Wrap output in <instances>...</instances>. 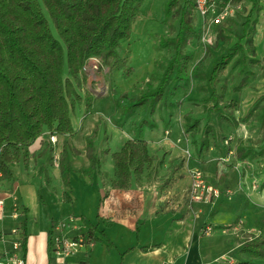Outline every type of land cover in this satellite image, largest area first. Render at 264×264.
<instances>
[{"label":"crops","instance_id":"crops-1","mask_svg":"<svg viewBox=\"0 0 264 264\" xmlns=\"http://www.w3.org/2000/svg\"><path fill=\"white\" fill-rule=\"evenodd\" d=\"M92 107L91 102L90 111L79 124L70 111L73 133L57 135L58 154L64 145L68 152L71 169L68 185L62 181L59 167L57 172L49 167L48 158L52 156V148H56L50 143L47 131L29 146L26 164L20 161L10 166L8 176L0 174V199L4 200L0 234L21 228L24 221L25 264H49V229L53 222L65 220L68 216L83 218L91 226L97 224L93 235L87 230L94 241L93 247L82 250L78 256L84 264L104 261L109 256L110 247H115L117 253L122 251L120 264H264V259L246 258L240 252L244 242L237 241L234 236L202 234L206 224L227 226L238 218L253 227L257 224L260 232V222H264V160L258 167L246 157L238 159L235 156L238 128L234 126L236 129L233 130L230 123L222 121L219 130H224L225 133L222 132L230 139L228 145L209 143L200 155L193 147L195 155L190 162L184 155L186 144L177 139L173 127L145 129L142 137L137 138L147 142L152 164L148 171L144 169L141 179H131L128 188L120 190L112 188L111 182L104 183L105 186L102 182L103 177L114 179L111 154L118 151L125 140L115 129H110L114 128L112 124L100 126L101 114ZM99 126L112 133V140L100 147H96L94 141L98 165L90 174H85L83 171L90 165L86 138ZM164 133L167 136L162 137ZM81 137L84 138L83 144ZM119 138L121 141L117 145ZM159 138L162 139L154 143ZM248 161L252 163L245 164ZM196 162L208 180L217 182L215 188L219 195L213 197L212 202H188L190 171ZM165 177L171 180L161 189L158 185ZM76 178H83L91 201L86 216L75 205L76 193L72 185ZM65 195L69 201L65 200ZM14 203L20 213L23 212L17 218L9 216ZM163 223L168 230H163ZM171 228L175 229L173 234ZM121 231L123 234L133 231L136 242L119 251L113 237ZM103 240L107 241L109 249L102 245ZM98 244L101 247L96 250Z\"/></svg>","mask_w":264,"mask_h":264},{"label":"trees","instance_id":"trees-1","mask_svg":"<svg viewBox=\"0 0 264 264\" xmlns=\"http://www.w3.org/2000/svg\"><path fill=\"white\" fill-rule=\"evenodd\" d=\"M143 0H0V174L8 176L10 166L18 162L27 163L29 146L47 131V135H70L73 127L70 119L71 107L81 103L89 107L93 96L85 92L83 99L77 88L83 82L82 68L92 57H99L112 71L121 58L120 43L127 40ZM179 0H166L164 18L178 6ZM179 28L176 35L163 38L160 44L171 47L172 59L168 71L184 67L181 50L191 32L184 16V7L194 8L193 0H182ZM241 1V0H235ZM244 1V0H242ZM251 8L244 17L242 32L237 41L220 56L209 74L208 84L212 87L207 98L211 102L209 112L219 111L215 83L233 57L240 53L243 64L247 56L241 42L254 32L250 15L257 0H248ZM50 23L55 34L52 32ZM221 26V25H220ZM219 26V27H220ZM248 41V46H251ZM250 52L252 48L250 47ZM251 55V54H250ZM253 62V60H252ZM244 68V67H243ZM241 69L240 71H242ZM239 72V74L241 73ZM160 83L156 90H161ZM158 92V91H157ZM157 92L145 93V97ZM221 121L236 126V120L224 113ZM254 117L264 134V95L254 101L244 118ZM197 120L187 122L193 128ZM211 131V130H208ZM207 131V132H208ZM94 131L93 133H95ZM206 132V133H207ZM193 143L196 141L193 139ZM94 140L86 138V155L90 161L85 174H90L98 165L94 152ZM209 146L207 136L197 144L196 153ZM74 151L73 153H75ZM238 159H264V142L255 146L238 141L235 146ZM113 176L111 187L124 190L131 179L139 180L143 171L152 164L147 142L142 138L126 139L118 151L111 154ZM59 170L62 181L68 185L71 171L67 148L59 154ZM65 200L69 197L65 195ZM23 213V212H21ZM21 224L22 250L25 251V226ZM260 232L243 243L240 252L248 259H264V222ZM97 231V224L90 226ZM99 232L104 235L102 230ZM110 241H108V245ZM246 264V263H240Z\"/></svg>","mask_w":264,"mask_h":264},{"label":"rangeland","instance_id":"rangeland-1","mask_svg":"<svg viewBox=\"0 0 264 264\" xmlns=\"http://www.w3.org/2000/svg\"><path fill=\"white\" fill-rule=\"evenodd\" d=\"M165 1H142L131 25L128 39L122 41L117 49L121 60L112 71H109L99 57L90 58L82 68L80 76L83 82L77 91L82 99L85 92H89L93 96L92 108L101 114L99 125L104 124L109 127L112 124L114 128L110 129H115L124 140L142 137L145 129H152L154 126H163L165 129L173 127L176 130L177 139L186 144L184 155L188 162L195 155L193 147L196 148L205 136L211 144L228 145L230 139H227L224 130H222L224 133L219 130L222 122L220 115L223 113L235 118L239 142L242 141L245 145L253 143L255 146L264 142V134L257 120L254 117L244 118L252 107L253 99L264 95V0H257V4L252 8L253 12L249 19L254 32L247 36L246 42L245 40L241 42L247 56L245 64L237 60L240 55L237 53L215 83L219 111L214 112H209L211 102L207 99L212 91V87L207 82L210 71L217 59L237 41L236 35L242 32V23L251 8V3L244 0L240 10L220 27L214 29L213 41L208 47H203L200 41V22L194 8L185 6L184 16L192 29L181 50L183 56L181 62H184V67L179 73L177 68L168 71V63L174 53L171 47H163L160 40L171 39L176 35L183 1H178V6L167 19L164 18L163 10ZM50 26L55 34L51 23ZM247 40L251 46H248ZM250 47L252 48L251 52ZM241 69L243 72L240 71ZM239 72L241 73L239 74ZM163 81L165 83L160 87L161 90H156ZM148 92H157V94L145 97V93ZM88 111L90 109L86 108L83 100L71 107L73 119L74 121L78 120V124L82 122ZM195 120L198 123H195L193 128H188L187 122ZM100 126L96 128L95 133L92 131L89 133L90 137L94 139L96 147L108 145L112 140V133L106 129L103 131ZM229 126L233 130L236 129L231 124ZM165 136L167 134L164 133L162 137ZM161 139L155 140L154 143ZM193 139L196 144L193 143ZM80 141L83 144L84 138L81 137ZM120 141L119 138L117 145ZM54 147L56 149L52 148V156L48 160L49 167L57 172L58 166L56 167L53 163L54 155L59 152L57 142ZM262 160L264 159L256 158L252 160L253 163L248 161L245 164L252 163L261 167ZM192 168L203 173L198 162L193 164ZM145 170L148 171V168ZM103 178V186L111 182V180ZM202 178L206 185L214 188L217 185L216 181L208 180L204 175ZM160 180L158 187L163 189L168 186L171 179L165 177ZM83 181V178L74 179L72 188L76 193L75 205L80 208L79 212L86 216L91 201ZM212 198L209 202H212ZM81 220L84 222L83 218ZM83 224L87 227L85 231H90L91 225L86 222ZM205 226L212 228L211 234H229L240 242L250 240L259 233L257 224L255 227L250 226L241 218L227 226L216 227L210 224ZM234 226H236V230L233 229ZM163 230H168L164 223ZM172 230L171 234L175 229ZM144 231L145 228L142 229V232ZM113 240L119 251L136 242L133 231L125 232V234L121 231L113 237ZM106 243V240L102 241V245L109 249L110 246H106ZM99 247H101L100 244L95 249L97 250ZM110 250L108 258L104 261L97 260L98 264H120L119 258L122 251L115 252V247L113 249L110 247Z\"/></svg>","mask_w":264,"mask_h":264},{"label":"built area","instance_id":"built-area-1","mask_svg":"<svg viewBox=\"0 0 264 264\" xmlns=\"http://www.w3.org/2000/svg\"><path fill=\"white\" fill-rule=\"evenodd\" d=\"M194 10L199 19L200 41L209 46L213 41L214 29L231 18L243 6V1L235 0H193ZM53 145L57 142L56 135H49ZM59 154L54 155L53 163L58 166ZM203 173L198 169L190 171V184L187 189V199L209 202L211 197L219 195V191L203 181ZM16 203L11 205L9 216L17 218L20 211ZM4 214V200L0 199V218ZM85 225L80 218L68 216L65 220L55 221L49 229V264H84L78 259L82 250L91 249L93 239L85 231ZM236 230V226L233 228ZM212 228L205 226L202 234L210 235ZM21 228L11 229L8 233L0 234V264H25L22 250Z\"/></svg>","mask_w":264,"mask_h":264}]
</instances>
